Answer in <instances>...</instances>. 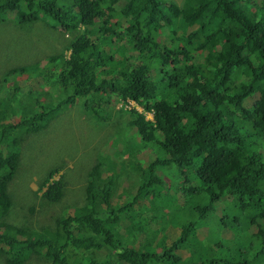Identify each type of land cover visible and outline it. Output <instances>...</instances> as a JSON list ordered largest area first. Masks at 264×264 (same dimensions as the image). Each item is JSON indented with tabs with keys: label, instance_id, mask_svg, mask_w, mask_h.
Returning <instances> with one entry per match:
<instances>
[{
	"label": "trees",
	"instance_id": "1",
	"mask_svg": "<svg viewBox=\"0 0 264 264\" xmlns=\"http://www.w3.org/2000/svg\"><path fill=\"white\" fill-rule=\"evenodd\" d=\"M10 16L19 24L53 21V28L72 35V53L55 77L66 99L39 116L0 123V216L14 205L9 188L23 136L48 128L62 106L78 99H87L88 113L108 114L105 122L111 126L114 109L97 104L95 97L104 103L105 95L111 102L113 94L152 110L154 121L130 110V129L145 147L158 146L167 159L153 162L149 176L125 198L114 189L118 174L99 185L98 175L111 171L98 161L88 173L85 204L74 203L78 210L58 218L51 236L1 224L7 232L0 233V257L7 264L25 263L32 255L52 264H192L181 258L191 237L201 249L192 245L189 252V259H200L195 264H235L228 247L234 245L249 255L236 264L264 256V0H184L181 5L173 0H71L69 6L57 0H0V23ZM62 60L60 54L48 62ZM122 137L117 143H126ZM171 164L182 174L177 189L192 199L205 196L208 203L192 206L198 222L182 223L169 238L156 237L153 248L137 236L147 222L176 219L165 213L174 185L170 181L162 189L165 183L157 172ZM60 171L44 180L42 198L49 202H67L64 175L53 179ZM194 177L203 187L193 184ZM162 194L165 201L158 203ZM210 219L219 229L207 238L212 228L198 225ZM136 237L144 239L139 248L128 245ZM212 244L216 250L210 253ZM108 248L105 260L92 255Z\"/></svg>",
	"mask_w": 264,
	"mask_h": 264
},
{
	"label": "rangeland",
	"instance_id": "2",
	"mask_svg": "<svg viewBox=\"0 0 264 264\" xmlns=\"http://www.w3.org/2000/svg\"><path fill=\"white\" fill-rule=\"evenodd\" d=\"M59 1L68 6L71 3V0ZM173 1L178 5L184 2V0ZM20 3L24 5L22 1ZM14 18L6 17L0 23V123L2 124L39 116L46 112V109L58 104L60 99L67 98V95L59 92L60 85L55 84V77L58 76L56 73L62 72L64 61L71 57L72 35L64 32L60 27L53 28L55 25L53 21L46 23L38 19L19 24ZM60 54L63 55L61 62L58 64L48 62L49 58ZM20 69L25 73H12ZM102 97L104 103H100L97 97L93 101L103 104L105 108L114 109L113 126L110 125V121L105 122L108 114L103 111L98 112V116L93 112L88 113L89 111L84 108L87 99H78L74 104L62 106L55 118L49 121L48 128L30 134L28 139L23 136L20 163L9 188L14 205L7 215L0 216V225L5 224L14 228L28 226L33 236H40L41 233H47L43 236H51L55 233L58 218L73 213L72 210H78L79 206L85 204V188L90 181L87 174L90 168L98 164V161L104 160L105 169L111 171L107 176L98 175L99 185L107 183L110 176L116 173L119 182L114 184V189L125 198L127 193L131 194L137 189L141 179L149 176V167L153 162L167 159V155L158 146L145 147L135 131L130 129L129 111L138 110L142 113L143 106L131 101L123 102L113 94L109 97L111 102L108 101L107 96ZM145 115H148V112H145ZM128 116L130 118L126 121ZM118 135H122V140L126 143H117ZM107 161H113L115 165ZM58 167L64 172V192L67 202L70 201L68 204L64 198L59 202H49L42 198L46 188V184L43 186L44 180ZM63 172L60 171L53 179L61 178ZM157 172L165 183L162 189L168 186L170 181L174 185V191L171 192L174 197L169 199L172 203L165 208V213H174L176 219L173 221V219L157 218L154 222L146 223L147 227L144 228L143 235L137 237L149 241L153 248L157 243L156 237L160 240L169 238L176 234L183 224L198 222L192 206L196 203H208L205 196H194L192 199L186 197L181 192V188L177 189L182 181V174L175 164L158 167ZM186 174L193 175L188 170ZM193 184L198 188L203 187L202 182L195 177ZM160 197H163V194ZM163 201L165 197L163 200H158V203ZM115 204L120 205V203ZM207 225L212 228L210 233L213 231L211 236H207L211 238L217 234L219 225L216 220L210 219L200 222L198 227L205 228L208 227ZM5 226L0 227V233L7 230ZM224 234L227 235V232ZM195 236L196 232L193 234L194 238ZM137 237L134 241H129L128 245L139 248L144 239ZM17 238L23 239L22 236ZM192 245L195 250H201L198 244H193L191 237V242L187 248L185 246L181 258L182 260L187 258L189 262L195 264L200 259H189ZM228 247H230L232 263L236 264L249 258L247 249L235 245ZM212 249L216 250L214 244L209 248L210 253ZM109 254V248L94 250L92 253L99 260L107 259ZM249 261L250 264H264V256L259 258L252 256ZM0 264H7L4 257H0ZM21 264H52V262L32 255L27 262Z\"/></svg>",
	"mask_w": 264,
	"mask_h": 264
},
{
	"label": "clouds",
	"instance_id": "3",
	"mask_svg": "<svg viewBox=\"0 0 264 264\" xmlns=\"http://www.w3.org/2000/svg\"><path fill=\"white\" fill-rule=\"evenodd\" d=\"M57 1H59V0H57ZM59 3L61 4V5H63L60 1H59ZM131 102H133V101H131ZM133 103H136V102H133ZM136 104H138V103H136ZM138 111V110H137ZM139 112V111H138ZM143 112L145 113V112H148V115H145V118H146V120H148V121H154V112L151 110V111H146L145 109H144V107H143ZM142 112V113H143ZM140 113V112H139ZM141 113V114H142ZM12 122V121H11ZM94 167V166H93ZM92 167V168H93ZM92 168H90V170L88 171V173H90L91 172V170H92ZM61 172H63V170L61 171ZM58 174V173H57ZM63 175H64V172L62 173ZM85 174H86V172H85ZM56 176V174L54 175V177ZM87 178L89 179V176H88V174H87ZM65 180V179H64Z\"/></svg>",
	"mask_w": 264,
	"mask_h": 264
}]
</instances>
